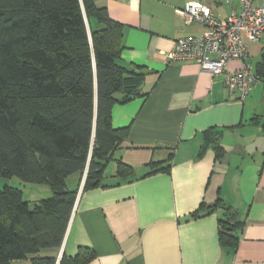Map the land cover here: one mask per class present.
<instances>
[{"label":"crops","instance_id":"crops-1","mask_svg":"<svg viewBox=\"0 0 264 264\" xmlns=\"http://www.w3.org/2000/svg\"><path fill=\"white\" fill-rule=\"evenodd\" d=\"M93 1L121 25L118 65L142 79L111 118L128 128L114 156L132 177L116 176L111 160L98 186L83 190L81 181L56 255L88 248L95 257L87 264H264V39L247 45L244 65L259 81L241 98L222 75L169 59L178 38L205 30L176 14L189 0ZM200 1L220 19L235 9ZM205 131L218 133L223 157L210 147L200 154ZM221 219L239 225L234 253L219 243Z\"/></svg>","mask_w":264,"mask_h":264},{"label":"trees","instance_id":"trees-1","mask_svg":"<svg viewBox=\"0 0 264 264\" xmlns=\"http://www.w3.org/2000/svg\"><path fill=\"white\" fill-rule=\"evenodd\" d=\"M122 50L121 25L93 0H0V178L51 192L29 202L18 188H0V264H56L85 172L83 190L100 184L111 160L116 176L132 177L114 156L128 128H114L111 118L116 104L138 95L142 79L118 65ZM218 140L205 131L200 154L210 147L223 157ZM238 226L219 220L218 240L229 253ZM94 257L80 248L59 264Z\"/></svg>","mask_w":264,"mask_h":264},{"label":"built area","instance_id":"built-area-1","mask_svg":"<svg viewBox=\"0 0 264 264\" xmlns=\"http://www.w3.org/2000/svg\"><path fill=\"white\" fill-rule=\"evenodd\" d=\"M219 4L235 7L225 19L215 17L211 9L200 0H189L176 14L185 24H200L204 32L199 36L188 35L178 38L171 61H191L211 76L222 75L224 87L237 91L245 97L251 87L259 81L258 76L244 65L247 45L264 39V2L257 5L253 0H215ZM237 62L239 68H228Z\"/></svg>","mask_w":264,"mask_h":264},{"label":"rangeland","instance_id":"rangeland-1","mask_svg":"<svg viewBox=\"0 0 264 264\" xmlns=\"http://www.w3.org/2000/svg\"><path fill=\"white\" fill-rule=\"evenodd\" d=\"M112 164L113 163L109 165V167L107 168L108 170H110ZM72 177H75V175ZM73 179L74 178L70 179L71 184L73 183ZM71 184L68 183L70 188H72ZM4 185H8L21 190L23 198L25 200H28L29 202H37L38 200L51 196L49 187L46 184L23 183L15 176L10 178H0V188H2Z\"/></svg>","mask_w":264,"mask_h":264},{"label":"water","instance_id":"water-1","mask_svg":"<svg viewBox=\"0 0 264 264\" xmlns=\"http://www.w3.org/2000/svg\"><path fill=\"white\" fill-rule=\"evenodd\" d=\"M85 175H86V172H85ZM85 175H84L83 180H82V185H83V182H84V180H85ZM82 185H81V187H82ZM61 254H62V252H60L56 264H59V260H60V258H61Z\"/></svg>","mask_w":264,"mask_h":264}]
</instances>
